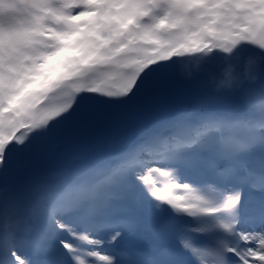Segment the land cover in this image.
Listing matches in <instances>:
<instances>
[{"label": "snow or ice", "instance_id": "obj_1", "mask_svg": "<svg viewBox=\"0 0 264 264\" xmlns=\"http://www.w3.org/2000/svg\"><path fill=\"white\" fill-rule=\"evenodd\" d=\"M0 264H264V0H0Z\"/></svg>", "mask_w": 264, "mask_h": 264}]
</instances>
